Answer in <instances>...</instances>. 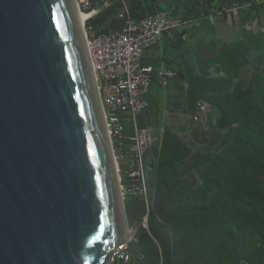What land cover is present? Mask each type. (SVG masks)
<instances>
[{
	"label": "water",
	"instance_id": "95a60500",
	"mask_svg": "<svg viewBox=\"0 0 264 264\" xmlns=\"http://www.w3.org/2000/svg\"><path fill=\"white\" fill-rule=\"evenodd\" d=\"M130 228L76 0H0V264H108Z\"/></svg>",
	"mask_w": 264,
	"mask_h": 264
},
{
	"label": "trees",
	"instance_id": "16d2710c",
	"mask_svg": "<svg viewBox=\"0 0 264 264\" xmlns=\"http://www.w3.org/2000/svg\"><path fill=\"white\" fill-rule=\"evenodd\" d=\"M103 1L92 0L94 5ZM255 1L183 0L181 14L205 23L235 4ZM147 2L154 13L153 1ZM131 5L135 13L145 12L139 0ZM123 12L122 3L116 2L90 20L88 28L101 33L120 31L125 25L119 17ZM240 18L244 27L262 25L264 3L240 11ZM209 28V40L192 47L181 38H167L156 48L160 53L156 59L150 52L144 60L145 64L177 70L179 80L183 72L178 60L197 58L206 50L215 58L214 68L208 65L205 70L202 62L201 72L191 67L196 85L191 108L196 111L200 101L211 105L209 131L201 125L186 142L180 129L167 127L163 143L147 154L152 204L149 230L140 228L137 248H144L149 264H162V260L163 264H264V48L260 45L264 36L249 30L252 39L245 37L230 47ZM255 43L263 49L252 48ZM244 72H261L263 76L252 80L242 76ZM171 87L156 84L153 102L160 95L158 89L164 92ZM141 127H147L144 121ZM133 199L130 215L137 222L147 204ZM139 201L144 206L140 214Z\"/></svg>",
	"mask_w": 264,
	"mask_h": 264
},
{
	"label": "built area",
	"instance_id": "2783aa9c",
	"mask_svg": "<svg viewBox=\"0 0 264 264\" xmlns=\"http://www.w3.org/2000/svg\"><path fill=\"white\" fill-rule=\"evenodd\" d=\"M114 1V0H113ZM122 3L124 12L119 16L125 20L120 31L101 33L100 29L87 27V41L90 59L104 104V115L107 130L113 145L119 167L120 183L124 199L134 196L146 201L150 208L148 186L147 154L155 146V129L151 126L140 127L139 118L149 112L153 106L152 91L156 84L171 87L178 81L179 72L166 65L158 67L145 64L144 60L167 38L178 41L180 38L192 42V28L198 20H185L173 9L157 8L146 17L138 18L133 11V0H116ZM149 6L147 0H139ZM80 10L90 16L95 14L91 0H77ZM264 0L240 6L233 5L220 14H230L247 9L252 5H261ZM114 2L111 4V6ZM145 10V9H144ZM264 32V28L262 29ZM212 107L206 102H197L193 121L209 131L210 112ZM169 111H167L168 113ZM128 124L133 126L130 131ZM149 229V215L141 223ZM139 230L129 232L128 240L117 248L111 256L113 264H131L130 251L132 241H138Z\"/></svg>",
	"mask_w": 264,
	"mask_h": 264
},
{
	"label": "rangeland",
	"instance_id": "374dc122",
	"mask_svg": "<svg viewBox=\"0 0 264 264\" xmlns=\"http://www.w3.org/2000/svg\"><path fill=\"white\" fill-rule=\"evenodd\" d=\"M179 5H181V6H179ZM184 5L185 4H184L183 0H167L165 2L163 0L156 1V7L157 8H165L166 7L167 9H173L176 13H179V14L183 13L182 11H183ZM179 7H182V8H179ZM144 9H145V12L140 11L138 13H135L138 18L139 17H146L147 15L151 14L152 11H151L150 7L145 6ZM185 20H188V19H185ZM198 21H200V20L198 19ZM259 25H257V26L259 27ZM204 33H205L204 28L202 30L201 26H198L197 28H195V30L192 33L194 40L191 43L190 42H188V43H190V45L192 47L198 45L205 38ZM260 35L264 36V33H260ZM202 37H204V38H202ZM263 40H261V42ZM260 45L264 48V41ZM228 46L233 47L235 45H228ZM258 46L259 45L256 44V45H252L251 47L257 51L263 49V48H258ZM205 54H207V55L204 56ZM158 56H159V50L155 49L153 51L151 57L156 58ZM256 56H257V53H256ZM201 62L203 63L205 70L207 69L208 65H209V67L214 68L215 67V58L213 56V53L206 50L204 54H200L197 58L187 59L184 57L183 60L182 59L178 60L177 63L180 66V69L183 72V75H180V79L175 83V85L173 87H171L167 91L164 90V92H163L162 89H158L160 92V95L154 99L153 106H152L151 110L149 112L143 114L140 117V119H139L140 127L142 125V121H144L146 123L147 127L151 126L155 129V136H156L155 145L162 141L163 133H165L167 127L171 128V129H176V130L180 129V135L182 136V138L183 139L185 138V141L189 142V139L192 136L193 131L197 127L201 126V124H199V123L196 124L193 121V115L195 114L196 111H193L191 108V106L193 105L192 103H193L194 99L196 100V98L193 94L194 87L196 85H195V80L193 78L194 75L191 73V67L194 66L196 71L201 72L202 71ZM241 75L244 77H249L252 80L254 79L253 77L263 76V74L261 72H260V74H254L253 72H244ZM155 96H156V92H155ZM186 107H188V108H186ZM167 111H170V112L167 113ZM128 127L130 129H133V126L131 124H128ZM183 128H185V129H183ZM227 159L230 160L229 155L227 156ZM147 171H148V186H149V174L151 171V169L149 168V165H148ZM149 193H150L149 202H150V207H151L152 194H151L150 190H149ZM133 198L134 197H129L126 199V208H127L128 219H129L131 228L140 224L142 222L141 221L142 218L146 214H148V212H149L148 205H147V206H145V212H144V215L141 217V219L138 220L137 222H134V219L130 215L131 214V208L129 207V204L136 200ZM139 203H140L139 204L140 205L139 214H140L142 209H144V206L140 201H139ZM139 234H140V231H139ZM139 243H140V237H139L138 241H132V243H131V248H130V251L132 254V263L131 264H149V262H150L149 256L147 254H144V248H137ZM108 264H113V263H111V261H109ZM162 264H163V260H162Z\"/></svg>",
	"mask_w": 264,
	"mask_h": 264
},
{
	"label": "crops",
	"instance_id": "0c3cea01",
	"mask_svg": "<svg viewBox=\"0 0 264 264\" xmlns=\"http://www.w3.org/2000/svg\"><path fill=\"white\" fill-rule=\"evenodd\" d=\"M198 26H201L202 30L204 28V31H205L204 37L207 38L206 40H209L211 38L210 37L211 30L209 28L211 27V29L212 28L214 29L215 36L220 41L228 45H235L239 42V40H242L245 37H246V40L252 39L247 34L249 30L252 32L258 33V34L263 33L262 29L264 28V23L254 29L250 28L249 26H246V27L241 26L240 13L234 12L232 14H229V15L227 14V15H222V16L215 14L212 17H210L208 21H206L205 23L204 22L202 23L200 21L192 28V33L195 30V28H197ZM191 39L193 41L194 37L192 36ZM256 44L257 43H255L254 45ZM253 55L256 56V52L254 50H253Z\"/></svg>",
	"mask_w": 264,
	"mask_h": 264
},
{
	"label": "clouds",
	"instance_id": "9594fccd",
	"mask_svg": "<svg viewBox=\"0 0 264 264\" xmlns=\"http://www.w3.org/2000/svg\"><path fill=\"white\" fill-rule=\"evenodd\" d=\"M91 1H92V0H91ZM104 1H106V0H104ZM104 1H103V2H104ZM76 2H77V0H76ZM112 2H114V4H115L116 2H119V1L114 0V1H112ZM255 2H256V1H255ZM255 2H253V3H255ZM100 3H102V2H100ZM77 4H78V9L80 10V8H79V3L77 2ZM98 4H99V3H98ZM114 4H113V5H114ZM113 5H112V6H113ZM235 5H237V4H235ZM247 5H248V4H247ZM95 6H96V5H94V9H95ZM240 6H241V5H240ZM243 6H244V5H243ZM252 6H256V5L254 4V5H252ZM252 6H251V7H252ZM110 7H111V6H110ZM110 7H109V8H110ZM232 7H233V6H232ZM232 7H231V8H232ZM109 8H108V9H109ZM231 8H230V9H231ZM247 9H248V8H247ZM106 10H107V9H106ZM243 10H245V9H243ZM80 11H81V12H84V11H82V10H80ZM104 11H105V10H104ZM104 11H103V12H104ZM241 11H242V10H241ZM103 12H102V13H103ZM84 13H85V12H84ZM220 13H222V12L217 13V15H218V14H219V15H222V14H220ZM232 13H234V12H232ZM232 13H230V14H232ZM238 13H240V11H239ZM85 14H87V13H85ZM100 14H101V13H100ZM100 14H99V15H100ZM99 15H98V16H99ZM223 15H227V14H223ZM228 15H229V14H228ZM212 16H213V15H212ZM212 16H211V17H212ZM91 20H92V19H91ZM192 20H197V19H192ZM88 22H89V20L87 21V24H86V26H85V31L87 30V27H89V26H88ZM198 22H200V21H198ZM263 33H264V32H263ZM86 41H87V31H86ZM87 47H88V41H87ZM158 47H159V46H158ZM156 48H157V47H156ZM156 48H155V49H156ZM155 49H153L152 51H150V52H151V55H152V53H153V51H154ZM88 52H89V49H88ZM89 57H90V54H89ZM147 57H149V54H148ZM151 58H152V59H156L157 57H156V58L151 57ZM90 61H91V59H90ZM91 64H92V62H91ZM92 67H93V64H92ZM93 68H94V67H93ZM93 71H94V69H93ZM94 74H95V71H94ZM95 77H96V74H95ZM96 82H97V79H96ZM97 86H98V83H97ZM98 89H99V87H98ZM101 100H102V98H101ZM102 104H103V101H102ZM103 106H104V104H103ZM169 112H170V111H169ZM104 119H105V115H104ZM105 124H106V122H105ZM106 128H107V126H106ZM128 128H129V127H128ZM129 130H130V131H133V129H130V128H129ZM175 130H176V129H175ZM107 131H108V130H107ZM176 131H178V130H176ZM108 134H109V133H108ZM164 134H165V133H163L162 141L160 142L161 144L163 143ZM109 137H110V136H109ZM112 146H113V145H112ZM153 147H154V146H153ZM150 149H151V148H150ZM113 150H114V149H113ZM114 156H115V154H114ZM115 159H116V157H115ZM116 162H117V161H116ZM117 164H118V163H117ZM147 164H148V162H147ZM118 169H119V167H118ZM131 197H134V196H131ZM135 198H136V197H135ZM137 199H139V198H137ZM139 200H141V199H139ZM125 202H126V200H125ZM145 202H146V201H145ZM148 209H149V212H148V214H147L146 216L149 215V220H150V209H151V207H150V208L148 207ZM146 216H145V217H146ZM145 217H144V219H145ZM144 219H143V220H144ZM143 220H142V222H143ZM142 222H141V223H142ZM141 223L138 224L137 226L133 227V228H130L129 232H130L131 230H133V229H136V228H137L138 230H140V228H142V227H141ZM130 226H131V225H130ZM144 229H145V228H144ZM147 230H149V229H147ZM128 236H129V235H128ZM139 237H140V236H139ZM111 256H112V255H111ZM110 259H111V258H110Z\"/></svg>",
	"mask_w": 264,
	"mask_h": 264
},
{
	"label": "bare ground",
	"instance_id": "6f19581e",
	"mask_svg": "<svg viewBox=\"0 0 264 264\" xmlns=\"http://www.w3.org/2000/svg\"><path fill=\"white\" fill-rule=\"evenodd\" d=\"M78 16H79V22H80V25H81V28L82 30L84 31L85 29V26L87 24V21L89 20L90 16L85 14L84 12H81L80 10H78ZM93 68V67H92ZM94 69V68H93ZM98 92H99V95L101 97V94H100V91L98 89ZM102 101V100H101ZM122 188V187H121ZM122 191V189H121Z\"/></svg>",
	"mask_w": 264,
	"mask_h": 264
}]
</instances>
